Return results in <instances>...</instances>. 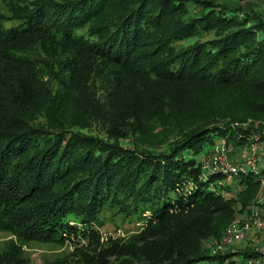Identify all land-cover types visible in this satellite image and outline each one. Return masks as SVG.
<instances>
[{"label": "trees", "instance_id": "1", "mask_svg": "<svg viewBox=\"0 0 264 264\" xmlns=\"http://www.w3.org/2000/svg\"><path fill=\"white\" fill-rule=\"evenodd\" d=\"M3 1L0 230L17 244L0 264L33 241L86 264H264L207 244L253 211L264 170L225 185L206 164L264 122L262 17L245 0ZM106 212L145 222L101 242Z\"/></svg>", "mask_w": 264, "mask_h": 264}, {"label": "rangeland", "instance_id": "2", "mask_svg": "<svg viewBox=\"0 0 264 264\" xmlns=\"http://www.w3.org/2000/svg\"><path fill=\"white\" fill-rule=\"evenodd\" d=\"M243 1V0H242ZM241 1V4H243ZM10 2V1H9ZM246 4L249 5V10L255 11L259 14L264 21V0H245ZM4 14L6 16H12L9 10L8 4L3 0H0V15ZM15 21L10 20L7 23V26L14 25ZM37 54V50L34 51V55ZM39 55V51H38ZM42 60L52 62L51 58L43 55ZM260 132L254 133L249 139V143L240 145L239 148L234 147L233 145L227 146L226 142L216 139V146L213 147V151L208 156L206 164L210 167H213L211 160L217 155H221L224 164L220 165L225 168V170L230 171V166L226 167V164H237L246 163L248 166H258L259 172L264 170V152L260 151L261 146H264V122L261 124ZM253 143L255 147L258 148L257 152L249 150L248 147ZM226 146V147H225ZM226 148L225 151H222L223 148ZM218 148L220 149L218 151ZM219 153V154H218ZM224 156L226 158H224ZM218 168V169H219ZM257 168V167H254ZM227 171V173H229ZM211 174V172L208 171ZM233 177V176H232ZM232 177L229 175L219 180L217 183L228 185L232 180ZM236 186H233L229 190L222 191L224 194L232 195L233 190ZM149 215V214H148ZM258 219L264 221V188L262 189L259 198L256 202V205L253 207V211L250 214H245L240 216L236 220L239 222L240 229L245 230L247 226L250 227V230L246 232L245 237H240L238 241L232 244L230 251H237L244 248H251L253 251H259L264 253L263 244H264V227L262 229H257L255 222ZM124 215L115 214L113 212H106L101 217L103 226H101V242H107L110 238L114 240L122 239L129 240L139 231L141 226H143L145 220L134 219V221H127ZM235 221V220H234ZM226 232V231H225ZM225 234V233H224ZM223 234V236H224ZM222 236V237H223ZM222 239V238H221ZM220 239V240H221ZM220 240L213 243H210V240L207 244L212 246L211 250L213 253H217L215 250L220 244ZM14 235L3 232L0 230V249H8L11 244H17ZM20 255L27 264H86L84 262V257L81 254L80 249H76L73 245H61L55 243H42V242H27L20 245L19 249ZM259 260L256 257L250 258L251 263H255Z\"/></svg>", "mask_w": 264, "mask_h": 264}, {"label": "built area", "instance_id": "3", "mask_svg": "<svg viewBox=\"0 0 264 264\" xmlns=\"http://www.w3.org/2000/svg\"><path fill=\"white\" fill-rule=\"evenodd\" d=\"M225 147L223 148L222 151H225V149H226ZM248 147H250L249 150H251V148H252V151H254V152H257L258 151V148L255 147L253 145V143L251 144V141H250V145ZM219 150L220 149L218 148V151ZM260 151H263L264 152V146H261ZM224 158H226V157L224 156ZM211 164H212V166H213L214 169H218L221 164H224L223 163V160L221 158V155H217V156L213 157V159L211 160ZM225 166L226 167L230 166V171L225 170L224 167L223 168L221 167L222 171H224L226 174H228L230 177H232L233 174H236L239 171V166L240 165H237L235 163V164H232V165L231 164H226ZM250 166H252V165H250ZM253 167H257V166H253ZM227 171L229 173H227ZM227 196L230 197L231 194L230 195H227ZM239 222L237 220H235V221H233L231 223V225L226 230L224 236L220 240V244H219L218 248L215 250L216 252H224V251H227L232 246V244H234V243H236L238 241V239L240 237H243V236L245 237L246 232L248 230H250V227L247 226L245 230H242V229H240ZM255 225H256V228L257 229H262L264 227V221L258 219V221L255 222ZM263 251H264V244H263Z\"/></svg>", "mask_w": 264, "mask_h": 264}]
</instances>
